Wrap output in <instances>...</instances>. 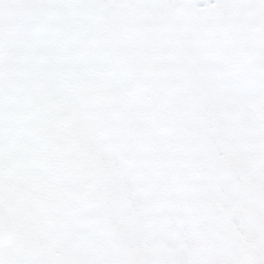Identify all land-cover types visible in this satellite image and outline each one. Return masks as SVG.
I'll return each instance as SVG.
<instances>
[{"label": "snow or ice", "instance_id": "obj_1", "mask_svg": "<svg viewBox=\"0 0 264 264\" xmlns=\"http://www.w3.org/2000/svg\"><path fill=\"white\" fill-rule=\"evenodd\" d=\"M0 264H264V0H0Z\"/></svg>", "mask_w": 264, "mask_h": 264}]
</instances>
